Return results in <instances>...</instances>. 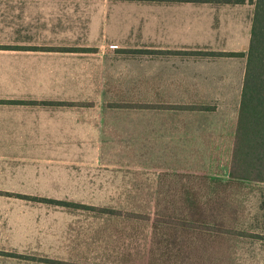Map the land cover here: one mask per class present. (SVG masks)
Masks as SVG:
<instances>
[{
    "label": "crops",
    "instance_id": "0c3cea01",
    "mask_svg": "<svg viewBox=\"0 0 264 264\" xmlns=\"http://www.w3.org/2000/svg\"><path fill=\"white\" fill-rule=\"evenodd\" d=\"M255 2L0 0V193L34 184L50 138L98 137L103 100H138L142 143L161 128L166 144L208 147L203 138L218 127L210 119L232 105L222 100L241 104ZM205 52L244 56L198 54ZM190 161L158 168L204 170ZM10 200L0 195V240Z\"/></svg>",
    "mask_w": 264,
    "mask_h": 264
},
{
    "label": "rangeland",
    "instance_id": "374dc122",
    "mask_svg": "<svg viewBox=\"0 0 264 264\" xmlns=\"http://www.w3.org/2000/svg\"><path fill=\"white\" fill-rule=\"evenodd\" d=\"M103 101L98 137L50 138L34 184L0 193L12 204L0 264H264V184L229 176L239 100H222L228 115L210 119L218 127L195 150V141L166 144L161 128L142 143L138 100ZM190 157L202 172L158 168Z\"/></svg>",
    "mask_w": 264,
    "mask_h": 264
},
{
    "label": "trees",
    "instance_id": "16d2710c",
    "mask_svg": "<svg viewBox=\"0 0 264 264\" xmlns=\"http://www.w3.org/2000/svg\"><path fill=\"white\" fill-rule=\"evenodd\" d=\"M195 1L203 0H169ZM218 3H242L243 0H214ZM82 50V49H60ZM207 57L244 56L236 53H198ZM174 174L163 176L173 177ZM229 176L238 182L264 184V0H256L251 29L250 46L247 53L246 73L240 104L239 121L236 131L235 148ZM191 177V176H189ZM220 178V176H216ZM226 190L229 184L221 179H211ZM196 204V203H195ZM191 208L195 215L201 210L197 205ZM194 207L196 209H194ZM198 208V209H197Z\"/></svg>",
    "mask_w": 264,
    "mask_h": 264
}]
</instances>
